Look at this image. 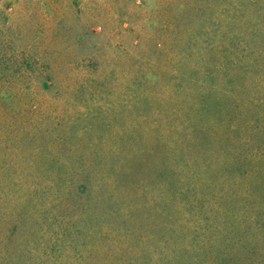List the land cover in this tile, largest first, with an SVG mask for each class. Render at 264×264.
I'll return each instance as SVG.
<instances>
[{"label":"trees","instance_id":"16d2710c","mask_svg":"<svg viewBox=\"0 0 264 264\" xmlns=\"http://www.w3.org/2000/svg\"><path fill=\"white\" fill-rule=\"evenodd\" d=\"M149 3L131 9L87 3L83 11L92 17L76 25L38 14L35 30L50 37L37 35L35 53L22 57L21 83L58 84L53 99H72L94 98L96 82L107 81L153 104L161 130L153 228L120 212L113 178L96 170L90 185L65 182V193L75 185L86 195L77 214L89 209L104 228L120 230L113 239L128 242L126 261L114 264H264V0ZM96 12L107 19L98 21ZM102 32L108 51L85 50L88 38ZM120 217L127 222L122 229L111 225Z\"/></svg>","mask_w":264,"mask_h":264},{"label":"rangeland","instance_id":"374dc122","mask_svg":"<svg viewBox=\"0 0 264 264\" xmlns=\"http://www.w3.org/2000/svg\"><path fill=\"white\" fill-rule=\"evenodd\" d=\"M87 3L131 9L149 0H0V264L124 263L128 242L113 239L120 230L104 228L89 209L78 215L86 195L75 185L65 193V182L90 185L95 170L113 178L121 213L133 212L146 229L158 219L161 130L153 104L107 81L96 82L94 98L53 99L58 84L43 89V83L19 78L22 57L35 53V37H50L35 30L38 14L76 25L92 17L83 11ZM56 6L61 15L46 10ZM94 18L102 22L107 15ZM108 44L102 32L88 38L85 50L104 45L108 51ZM34 91L45 98L37 101ZM21 109L34 111L21 115ZM74 168L82 172L76 175ZM122 220L111 225L122 229Z\"/></svg>","mask_w":264,"mask_h":264}]
</instances>
